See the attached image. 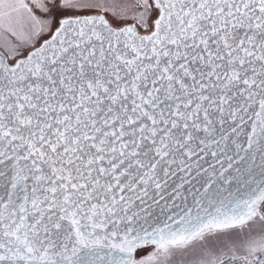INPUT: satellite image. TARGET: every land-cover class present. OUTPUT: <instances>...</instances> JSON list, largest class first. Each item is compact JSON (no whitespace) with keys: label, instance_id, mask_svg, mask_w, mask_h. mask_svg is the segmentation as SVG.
Wrapping results in <instances>:
<instances>
[{"label":"snow or ice","instance_id":"6c2138e0","mask_svg":"<svg viewBox=\"0 0 264 264\" xmlns=\"http://www.w3.org/2000/svg\"><path fill=\"white\" fill-rule=\"evenodd\" d=\"M0 264H264V0H0Z\"/></svg>","mask_w":264,"mask_h":264},{"label":"rangeland","instance_id":"374dc122","mask_svg":"<svg viewBox=\"0 0 264 264\" xmlns=\"http://www.w3.org/2000/svg\"><path fill=\"white\" fill-rule=\"evenodd\" d=\"M154 251V247L149 246L143 249H140L135 254L136 260L145 259L148 255H150Z\"/></svg>","mask_w":264,"mask_h":264},{"label":"water","instance_id":"95a60500","mask_svg":"<svg viewBox=\"0 0 264 264\" xmlns=\"http://www.w3.org/2000/svg\"><path fill=\"white\" fill-rule=\"evenodd\" d=\"M158 212H159V210L156 209V213H157V214H158ZM149 246H152V245H145V246L142 247V248H138V249L133 253L134 258H135V254H136V252H137L138 250L143 249V248H146V247H149ZM152 247H153V246H152Z\"/></svg>","mask_w":264,"mask_h":264}]
</instances>
